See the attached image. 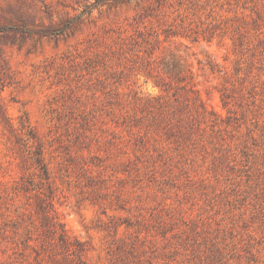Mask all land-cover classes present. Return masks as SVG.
I'll return each mask as SVG.
<instances>
[{
	"label": "rangeland",
	"instance_id": "obj_1",
	"mask_svg": "<svg viewBox=\"0 0 264 264\" xmlns=\"http://www.w3.org/2000/svg\"><path fill=\"white\" fill-rule=\"evenodd\" d=\"M0 264H264V0H0Z\"/></svg>",
	"mask_w": 264,
	"mask_h": 264
}]
</instances>
